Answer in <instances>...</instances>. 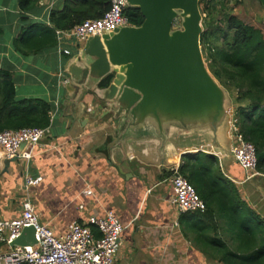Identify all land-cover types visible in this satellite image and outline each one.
<instances>
[{
    "label": "crops",
    "instance_id": "crops-1",
    "mask_svg": "<svg viewBox=\"0 0 264 264\" xmlns=\"http://www.w3.org/2000/svg\"><path fill=\"white\" fill-rule=\"evenodd\" d=\"M64 1L39 0L26 12L20 0H0V68L12 72L19 97L53 104L49 133L31 160H6L0 150V219L21 216L28 172L43 178L32 189V199L40 221L57 234L67 232L75 220L86 223L93 215L117 214L126 229L115 264H224L215 247L218 234L230 247L236 242L228 241L219 226L216 234L211 218L198 223L199 211L185 214L171 203L167 179L183 155L208 143L228 152L235 143L233 113L216 132L177 124H166L162 132L152 119L120 129L104 117L105 88L94 91L100 82L82 83L68 71L73 85L62 82L60 70L72 58L61 55L58 45L36 54H23L15 46V40L26 36L25 26L51 24V12L62 10ZM79 44L63 40L74 54L81 50H76ZM221 159L224 174L244 187L243 198L264 219V173L245 181V170L232 156ZM5 247L0 242V249Z\"/></svg>",
    "mask_w": 264,
    "mask_h": 264
},
{
    "label": "trees",
    "instance_id": "trees-1",
    "mask_svg": "<svg viewBox=\"0 0 264 264\" xmlns=\"http://www.w3.org/2000/svg\"><path fill=\"white\" fill-rule=\"evenodd\" d=\"M242 1H200L201 11L206 13L201 47L209 70L231 93L234 125L255 146L257 171L264 173V30L231 12L230 6ZM38 3L39 0H20L19 4L27 12ZM111 3L112 0H65L62 10L51 12V24L32 22L25 26L26 36L15 40V46L23 54L54 49L58 31L103 16ZM125 14L133 26L144 22L139 7L128 6ZM112 78L113 75L104 78L100 87H108ZM52 109L53 104L43 98L19 97L12 72L0 68V132L48 127ZM180 171L207 204L204 213H197L198 223L211 218L216 234L219 226L225 230L226 238L235 239V246L230 247L218 234V259L224 264H264V219L243 198L237 183L224 174L219 158L204 151L185 154Z\"/></svg>",
    "mask_w": 264,
    "mask_h": 264
},
{
    "label": "water",
    "instance_id": "water-1",
    "mask_svg": "<svg viewBox=\"0 0 264 264\" xmlns=\"http://www.w3.org/2000/svg\"><path fill=\"white\" fill-rule=\"evenodd\" d=\"M259 1L264 6V0ZM127 2L140 8L143 24L91 37L65 69L85 84L113 75L103 90V99L108 102L104 117L120 129L142 126L152 119L162 132L166 124L213 128L216 132L229 116L228 99L203 55L200 0ZM176 23L180 27L175 28ZM73 83L71 78L68 84ZM99 89L103 88L94 91ZM199 150L235 159L230 150L221 153L214 143ZM35 243L32 227L25 228L14 241L16 245Z\"/></svg>",
    "mask_w": 264,
    "mask_h": 264
},
{
    "label": "built area",
    "instance_id": "built-area-1",
    "mask_svg": "<svg viewBox=\"0 0 264 264\" xmlns=\"http://www.w3.org/2000/svg\"><path fill=\"white\" fill-rule=\"evenodd\" d=\"M128 6L127 0H112L110 9L103 16L85 20L70 30L58 31V52L73 57L74 50L70 46H63V40L65 42L77 40L80 44L76 50H79L91 37L102 36L104 33H112L117 29L131 26L125 14ZM60 77L64 84H68L71 80L66 69L60 70ZM231 131L235 143L231 145L230 151L245 170L246 181L260 174L257 171V151L255 146L238 132L235 125ZM48 133L49 126H29L2 131L0 150L6 160L29 161L34 156L36 146ZM216 156L221 163V157ZM180 166L181 164H176L167 179L172 189L171 203L175 204L182 213L205 212L206 202L198 194L195 186L181 173ZM42 179L41 176L27 172L24 177L25 198L21 216L0 219V242L6 246V249H0V264H115L122 245V234L126 229L117 214L114 211H107L101 217L93 215L86 223L75 220L69 224L67 232L57 234L40 221L32 199V189L38 186ZM79 207L82 210L84 206ZM29 227L35 231L36 243L14 244L23 230ZM95 229L100 232V236L95 234Z\"/></svg>",
    "mask_w": 264,
    "mask_h": 264
},
{
    "label": "rangeland",
    "instance_id": "rangeland-1",
    "mask_svg": "<svg viewBox=\"0 0 264 264\" xmlns=\"http://www.w3.org/2000/svg\"><path fill=\"white\" fill-rule=\"evenodd\" d=\"M230 8H231L232 13L237 14L245 22L259 26L264 30V6L262 5V3L259 0H243L242 3L233 4V6H230ZM200 10H201V7H200ZM201 13H202V17H203L202 18V27H203V31H204L203 19L206 16V13H204L202 11H201ZM174 27L178 28V27H180V24L176 23ZM227 99H228L227 110H228L229 114H231V116H232V113L234 110L233 109L234 103H233V98H231V93L228 91H227ZM231 123H234V122L231 120ZM233 125L234 124H232L230 126V129H232ZM237 185H238V183H237ZM238 188H239L241 193H244L245 190H244V187L242 185H238ZM227 240L230 242L235 241V239L229 238V237L227 238Z\"/></svg>",
    "mask_w": 264,
    "mask_h": 264
},
{
    "label": "clouds",
    "instance_id": "clouds-1",
    "mask_svg": "<svg viewBox=\"0 0 264 264\" xmlns=\"http://www.w3.org/2000/svg\"><path fill=\"white\" fill-rule=\"evenodd\" d=\"M83 45H84V44H83ZM82 47H83V46H82ZM82 47H81V48H82Z\"/></svg>",
    "mask_w": 264,
    "mask_h": 264
}]
</instances>
